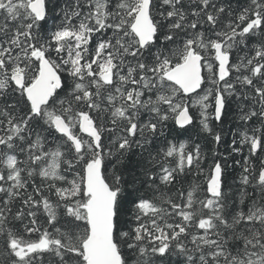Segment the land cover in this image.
Instances as JSON below:
<instances>
[{"label": "snow or ice", "instance_id": "obj_1", "mask_svg": "<svg viewBox=\"0 0 264 264\" xmlns=\"http://www.w3.org/2000/svg\"><path fill=\"white\" fill-rule=\"evenodd\" d=\"M251 4L224 24L233 10L219 0H72L49 29L53 0H0V264H264V206L226 215L220 162L203 199L193 185L168 208L137 195L135 173L108 174L130 154L149 185L199 171V144L169 142L167 122L212 134L233 104L261 125L240 143L264 154V0ZM255 179L264 190V167Z\"/></svg>", "mask_w": 264, "mask_h": 264}, {"label": "trees", "instance_id": "obj_2", "mask_svg": "<svg viewBox=\"0 0 264 264\" xmlns=\"http://www.w3.org/2000/svg\"><path fill=\"white\" fill-rule=\"evenodd\" d=\"M71 3L72 0H53V6L55 11L52 13L51 19L48 21V28L51 29L54 24H59L60 18L62 16L60 9L64 7L65 3ZM221 3H229L232 8V17H223L224 24H227L239 14L245 7H251V0H219ZM0 18H2V13H0ZM255 41L248 42L247 46L240 45L239 47L233 50L232 60L234 63H240L245 57L250 58L254 53L250 51L252 47H255ZM206 72V70H205ZM243 74H247L246 69H241ZM241 73H236L233 69L232 78L240 75ZM206 86H210L207 84L202 86L200 91L201 95L203 94V89ZM61 95H63L61 93ZM195 96H192L191 99L185 97V100L190 105V112L194 114V116H199V108L198 106H192V100ZM211 103V99L209 101ZM213 108H209L208 112L211 113ZM239 109L235 104L229 109L227 118L222 122L218 123L214 119L209 121L210 127L213 129V133L209 134L205 132L202 127L199 125V121H196V127L191 130V132H184V130L180 129V127L175 123L173 119H169L167 122L168 131V141L171 143H186L188 145L187 150H191L195 144H199L202 159L200 161V170H185L184 173H178L176 175V179L169 185H165L160 183L159 180L152 181L149 185L146 182V178L143 176L142 169L137 166V161L140 159L138 156L129 157L123 161V164H115V168L112 167V164L108 166V174L109 176L113 171L117 174L124 172L125 178L130 181L131 177L128 175V172L135 173L140 179L137 184V195H140L144 198L150 199L157 204H161L163 207L168 208L169 206L163 203L164 198L171 197L177 203H180V192H184L185 194L191 190L193 185L199 186V191L197 193V199H203L205 197V189L208 182V177L211 175V170L216 162H220L224 167V188L223 190L227 193V201H226V209L225 214L230 216V214L235 210H243L245 212L248 211L250 207H253L254 203L256 206H264V190H261L256 183L255 175L259 171L260 168L264 167V154L257 152L256 154H251L249 152V148L247 144H241L242 133L247 131L251 134V129L253 127H260L259 121H250L245 124L243 121L239 119ZM105 121H107V115L104 116ZM221 134V142L217 144L214 141L215 133ZM2 134V133H0ZM236 141V147L240 149L239 152H234L233 148V140ZM159 147H164L163 142H158ZM155 148V145L153 146ZM155 155V151L153 153ZM145 155H147L145 153ZM24 157L21 156V159ZM158 159H162V157H157ZM115 162V158H113V163ZM168 166L175 167L176 160L174 158H170L168 161L164 162ZM245 168L249 169V172H245ZM158 167L152 168V171L158 172ZM249 176V184L245 185L242 182V176ZM71 178V177H70ZM37 183H39V179H37ZM31 190V187H29ZM126 193L131 191V187L129 184L125 185ZM3 194H0V200H2ZM242 202V203H241ZM18 203V202H17ZM15 211V208L13 209ZM204 214L207 212L205 210ZM131 212L127 214V219L131 221ZM41 221H43L44 216L41 214ZM174 220H178L177 217H173L169 219L168 222H173ZM134 226V225H133ZM16 229L19 231V234H23L22 229H20V225H15ZM51 231V229H49ZM123 230L127 231L128 228L125 227ZM191 232L194 233H202V230H197L195 227L190 229ZM38 233H33L31 236L25 235V239H36L38 237ZM185 243H188V247L191 248L192 245L185 240ZM147 246V245H146ZM230 247H232L230 245ZM125 251H127L125 249ZM4 259V237L0 234V260ZM134 257H129L130 264H132ZM184 257H172L173 264L177 260H183Z\"/></svg>", "mask_w": 264, "mask_h": 264}, {"label": "bare ground", "instance_id": "obj_3", "mask_svg": "<svg viewBox=\"0 0 264 264\" xmlns=\"http://www.w3.org/2000/svg\"><path fill=\"white\" fill-rule=\"evenodd\" d=\"M191 97H192V96H191ZM190 108H191V107H190ZM190 108H189V109H190ZM190 113H191V112H190ZM178 126H179V125H178Z\"/></svg>", "mask_w": 264, "mask_h": 264}, {"label": "rangeland", "instance_id": "obj_4", "mask_svg": "<svg viewBox=\"0 0 264 264\" xmlns=\"http://www.w3.org/2000/svg\"><path fill=\"white\" fill-rule=\"evenodd\" d=\"M195 99V98H194ZM191 105V104H190Z\"/></svg>", "mask_w": 264, "mask_h": 264}, {"label": "water", "instance_id": "obj_5", "mask_svg": "<svg viewBox=\"0 0 264 264\" xmlns=\"http://www.w3.org/2000/svg\"><path fill=\"white\" fill-rule=\"evenodd\" d=\"M199 91V90H198ZM190 110V109H189Z\"/></svg>", "mask_w": 264, "mask_h": 264}]
</instances>
